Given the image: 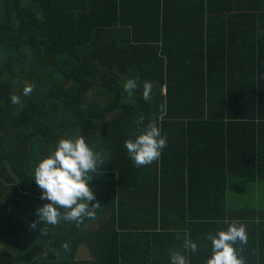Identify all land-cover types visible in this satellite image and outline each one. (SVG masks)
I'll return each mask as SVG.
<instances>
[{"label": "trees", "instance_id": "16d2710c", "mask_svg": "<svg viewBox=\"0 0 264 264\" xmlns=\"http://www.w3.org/2000/svg\"><path fill=\"white\" fill-rule=\"evenodd\" d=\"M262 76L264 0H0V264H170V250L206 264L225 219L246 225V264H264ZM153 117L167 147L137 168L124 143ZM80 136L104 158L101 207L41 235L34 168Z\"/></svg>", "mask_w": 264, "mask_h": 264}, {"label": "clouds", "instance_id": "9594fccd", "mask_svg": "<svg viewBox=\"0 0 264 264\" xmlns=\"http://www.w3.org/2000/svg\"><path fill=\"white\" fill-rule=\"evenodd\" d=\"M264 79V76L261 77ZM140 77L129 78L123 85V90L130 97L139 87ZM152 82L143 83L142 98L145 101L152 100ZM35 85L26 86L23 96H30ZM13 105L23 106L21 97H10ZM162 118V117H161ZM157 117L143 127V131L128 139L124 143L129 159L137 168L151 165L160 159L163 149L167 147V137L161 136L157 125ZM144 122L143 116L135 121L137 125ZM104 165V158L99 152H95L85 139L80 137L60 139L54 148L50 147L49 155L40 160L34 168V178L37 187L41 190L40 199L47 201L42 207L36 209L37 220L31 224L35 229L37 224H42L41 235H48L44 225H58L61 221L76 223L77 226L84 220L94 219L97 209L101 207L99 202L90 203L96 197L89 187L93 175H102L100 169ZM93 174V175H90ZM227 230H219L214 235L209 233L206 237L211 242V257L206 264H246L242 253L248 244L246 225L237 220L223 221ZM178 240H183L184 252L196 253L198 244L194 242L184 230V235L177 233ZM239 244V249L236 245ZM62 249L70 252V245L64 243ZM53 254L59 256V251L53 249ZM170 264H189L185 254L180 251H169Z\"/></svg>", "mask_w": 264, "mask_h": 264}, {"label": "rangeland", "instance_id": "374dc122", "mask_svg": "<svg viewBox=\"0 0 264 264\" xmlns=\"http://www.w3.org/2000/svg\"><path fill=\"white\" fill-rule=\"evenodd\" d=\"M92 94H94V93H92ZM92 94L90 93L89 97H92ZM99 97H98V99H99ZM0 249H1L2 253H6L8 251H11L13 249V243L12 242H8V243H5V244H2L0 246ZM87 256H88L87 255V251L85 249H82L80 251L79 258H86Z\"/></svg>", "mask_w": 264, "mask_h": 264}, {"label": "crops", "instance_id": "0c3cea01", "mask_svg": "<svg viewBox=\"0 0 264 264\" xmlns=\"http://www.w3.org/2000/svg\"><path fill=\"white\" fill-rule=\"evenodd\" d=\"M230 191L232 192L231 187H230Z\"/></svg>", "mask_w": 264, "mask_h": 264}]
</instances>
